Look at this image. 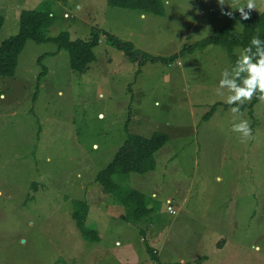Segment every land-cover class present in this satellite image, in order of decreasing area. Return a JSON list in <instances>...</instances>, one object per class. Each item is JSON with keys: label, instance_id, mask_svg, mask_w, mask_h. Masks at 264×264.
Returning <instances> with one entry per match:
<instances>
[{"label": "rangeland", "instance_id": "374dc122", "mask_svg": "<svg viewBox=\"0 0 264 264\" xmlns=\"http://www.w3.org/2000/svg\"><path fill=\"white\" fill-rule=\"evenodd\" d=\"M161 1L162 16L108 0H0V44L19 33L24 11L38 10L50 14V39L100 30L152 57L180 54L132 62L103 34L79 74L53 41L27 42L15 75L0 79V264H264V101L233 114L227 89L217 93L244 48L181 54L223 29L243 32L264 0L251 10L249 0ZM241 119L252 129L243 141L232 131ZM156 133L169 139L155 170L113 179L144 195L150 212L135 220L96 178L129 136ZM78 202L99 241L74 220Z\"/></svg>", "mask_w": 264, "mask_h": 264}, {"label": "trees", "instance_id": "16d2710c", "mask_svg": "<svg viewBox=\"0 0 264 264\" xmlns=\"http://www.w3.org/2000/svg\"><path fill=\"white\" fill-rule=\"evenodd\" d=\"M112 7L139 10L155 14L164 15L161 0H108ZM50 14L44 11L32 10L24 11L20 18L19 33L0 44V79L9 78L15 75L18 59L28 41L38 43L53 41L58 46V50H66L70 55L71 68L79 74H84L90 69V65L96 60L95 48L100 44L101 35L107 36L111 45L125 53L132 62L144 63L145 61H163L165 63L174 62L179 59L180 54L169 58L152 57L136 49L132 42L121 40L114 35L100 30L93 31L92 37L88 40H72L68 33H62L58 37L47 38L43 30L49 25ZM4 17L0 15V32L4 25ZM264 39V12L255 15L241 33H233L228 29H223L217 35L209 37L202 42L189 47L184 52H193L196 49H205L208 46L217 45L226 47L231 53L237 46L246 48L249 46L253 36ZM255 51V49H253ZM41 62V60H39ZM43 75L47 70L43 69ZM257 99H255L256 101ZM211 115V114H210ZM209 117V116H208ZM168 135L156 133L153 137L147 138L139 135H131L124 146L115 156L112 163L97 176V182L104 187L106 194H115L116 197L131 211L130 218L140 219L150 209L146 205V199L138 191L126 192L113 180L116 175H129L132 173L144 174L155 170L156 163L154 155L162 149L168 142ZM89 207L85 204L76 203V211L73 218L84 238L89 241H99L100 237L96 230L90 229L87 225ZM124 219H129L124 216Z\"/></svg>", "mask_w": 264, "mask_h": 264}, {"label": "clouds", "instance_id": "9594fccd", "mask_svg": "<svg viewBox=\"0 0 264 264\" xmlns=\"http://www.w3.org/2000/svg\"><path fill=\"white\" fill-rule=\"evenodd\" d=\"M255 7L252 0H249L247 9ZM241 19L249 18L245 8H240ZM231 17L232 13H227ZM243 28L242 25H240ZM255 49V51H253ZM232 73L229 79L228 74ZM219 80L217 93L223 94L222 90L227 89L230 93L227 96L226 103L230 106L233 114H241L242 108L246 102H251L255 96L257 100L264 101V39L258 35L253 36L248 47L244 48L238 56L231 70H224ZM232 131L239 133L241 139L247 140L252 136L250 122L247 119H241L239 123H234ZM119 241L116 242L119 246ZM255 251H260L259 246H254Z\"/></svg>", "mask_w": 264, "mask_h": 264}, {"label": "built area", "instance_id": "2783aa9c", "mask_svg": "<svg viewBox=\"0 0 264 264\" xmlns=\"http://www.w3.org/2000/svg\"><path fill=\"white\" fill-rule=\"evenodd\" d=\"M171 201H169L168 203H170ZM169 211L172 213V214H176V211L172 208V207H169Z\"/></svg>", "mask_w": 264, "mask_h": 264}]
</instances>
